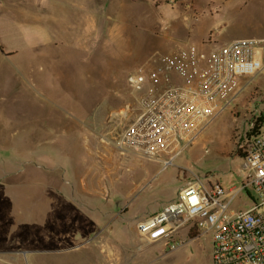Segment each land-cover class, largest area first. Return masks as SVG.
<instances>
[{
  "label": "rangeland",
  "instance_id": "obj_1",
  "mask_svg": "<svg viewBox=\"0 0 264 264\" xmlns=\"http://www.w3.org/2000/svg\"><path fill=\"white\" fill-rule=\"evenodd\" d=\"M186 1L147 0L156 8L143 13L132 0H97V38L80 40L74 27L64 30L77 24L70 7L0 0V264H209V235L185 230L186 243L171 251L140 239L135 223L189 180L238 187L237 152L264 113V58L167 166L101 137L131 101L127 75L146 55L169 53ZM197 50L203 60L210 53Z\"/></svg>",
  "mask_w": 264,
  "mask_h": 264
},
{
  "label": "built area",
  "instance_id": "obj_2",
  "mask_svg": "<svg viewBox=\"0 0 264 264\" xmlns=\"http://www.w3.org/2000/svg\"><path fill=\"white\" fill-rule=\"evenodd\" d=\"M261 42L232 41L205 60L191 44L151 56L127 75L131 101L111 113L101 137L120 151L167 166L262 69ZM245 144L238 187L189 180L174 201L136 221L137 236L165 242L172 251L184 244L180 232L195 229L210 236L209 264H264V125ZM236 200L244 207L233 208Z\"/></svg>",
  "mask_w": 264,
  "mask_h": 264
},
{
  "label": "crops",
  "instance_id": "obj_3",
  "mask_svg": "<svg viewBox=\"0 0 264 264\" xmlns=\"http://www.w3.org/2000/svg\"><path fill=\"white\" fill-rule=\"evenodd\" d=\"M54 1L63 7H70L73 10V15L77 17V24L64 27L65 32H67L66 29L72 30L74 27L80 40L92 36L97 38L96 30L94 33L92 32L94 16L97 12V0ZM152 1L154 2V0ZM132 3L141 6L143 13L146 7L151 6L147 0H136V2L132 0ZM150 8L155 9L156 7L154 5ZM179 8L182 21L175 26L172 43L168 47L169 53L183 46L184 42H189L191 45L193 43L197 48L212 51L220 45L236 40L264 39V0H187L184 4L179 5ZM140 21L144 22V19L140 20L138 17V22ZM215 23L220 24V27L217 35L213 36L214 40L211 41L208 39V35L217 26ZM146 56L142 63L151 57V55ZM183 232H180L179 235L181 240L185 236V231Z\"/></svg>",
  "mask_w": 264,
  "mask_h": 264
},
{
  "label": "trees",
  "instance_id": "obj_4",
  "mask_svg": "<svg viewBox=\"0 0 264 264\" xmlns=\"http://www.w3.org/2000/svg\"><path fill=\"white\" fill-rule=\"evenodd\" d=\"M263 125H264V113L260 114V116H257L254 119V124H253L252 128L250 129V132L248 133V138H246V140H248L252 136L260 133L263 130ZM246 152H247V147L245 144L244 146L239 148L237 155L239 156V158L243 159L244 156L246 155ZM192 234L198 235V231L195 229H190L187 233V236L189 235L190 237H192Z\"/></svg>",
  "mask_w": 264,
  "mask_h": 264
}]
</instances>
